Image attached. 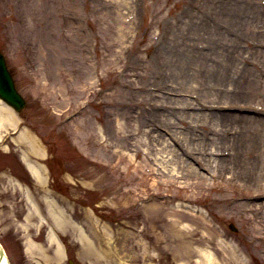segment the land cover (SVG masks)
<instances>
[{
    "label": "rangeland",
    "instance_id": "374dc122",
    "mask_svg": "<svg viewBox=\"0 0 264 264\" xmlns=\"http://www.w3.org/2000/svg\"><path fill=\"white\" fill-rule=\"evenodd\" d=\"M0 51L26 100L12 109L20 130L0 138L11 264H180L165 236L205 220L236 240L246 264H262L264 0H0ZM21 130L38 154L14 141ZM217 159L234 179L219 178ZM45 196L87 240L51 227ZM25 239L47 253L25 252Z\"/></svg>",
    "mask_w": 264,
    "mask_h": 264
},
{
    "label": "bare ground",
    "instance_id": "6f19581e",
    "mask_svg": "<svg viewBox=\"0 0 264 264\" xmlns=\"http://www.w3.org/2000/svg\"><path fill=\"white\" fill-rule=\"evenodd\" d=\"M216 118L219 120L220 123H224L228 120L226 113H219L215 114ZM17 116L14 114V112L9 108L6 104H4L0 100V138L4 131L15 128L17 124ZM26 131L21 130L16 138H14V141H23L27 140V144H29L27 147L30 149L31 153L38 154V149L35 148V143H33V138L26 137ZM222 139V140H221ZM220 141H223V137H221ZM16 143V142H15ZM224 143V141H223ZM7 149V148H6ZM27 152V151H26ZM24 150L21 151V156L24 161V163L27 166V171L29 174L36 179V181L44 182L46 181V178L44 174L42 173L43 169L41 165H37L36 163H33L30 159L27 157V153ZM192 153H201V150H194ZM121 153L118 154L117 158H119ZM123 157V155L121 154ZM193 156V155H192ZM148 161H151V159H148L147 156L145 157ZM218 162L216 164L218 175L220 179H225V181H229L231 176H226L225 171L226 168L223 167L224 159H217ZM228 170V169H227ZM230 170V169H229ZM224 173V174H223ZM26 198L29 202V205L34 209L32 213L35 211L37 216H34L36 219L39 218V220H42V212H39L38 206L36 203H34V200L31 198L30 194L26 193ZM45 203L47 205L48 215L50 218V221L52 223L51 227L55 226L59 231L66 230L67 227L72 228V230L76 233H78V237L84 240H87V235L85 234V231L83 230V227L77 226L76 224H72L62 208V206L54 199L49 198L45 196ZM264 206V203H262ZM239 206L244 207L246 210L253 211L252 206H250V203L247 201H241ZM177 211V210H173ZM25 221L31 219V212L26 213L24 216ZM203 227L201 230L200 227ZM48 227V231L46 232L45 241L46 245L49 246V248L52 250L53 254L55 253V257L58 258L62 254V243L58 239L55 231ZM66 227V228H65ZM205 228V231L203 232V229ZM207 229V230H206ZM209 229V230H208ZM146 229H140L137 230L135 233V236L137 238L136 247L139 248L141 246V240L140 236L143 235V232H145ZM225 233L216 227L215 224H212L211 221H200L195 227H191L188 231L182 234H177L175 232H169L167 233V236H165L166 246L170 248V245L173 243L178 244V251L176 252V255L174 256L173 251L172 258L175 260V257L177 256L179 260L181 261L180 264H246V257L243 255V252L239 248L238 244L235 242L236 240L223 238ZM25 245V251L30 252L31 254H40V252H46L45 247L42 245V243H39L37 241L33 240H26L24 242ZM173 249V248H170ZM2 253L0 252V264H10L9 257L7 255V252L4 251V247L1 249ZM176 251V250H174ZM47 253V252H46ZM170 253V254H171ZM52 255V254H51ZM53 257V258H55ZM261 263L264 264V259L261 260ZM39 264V263H37Z\"/></svg>",
    "mask_w": 264,
    "mask_h": 264
},
{
    "label": "water",
    "instance_id": "95a60500",
    "mask_svg": "<svg viewBox=\"0 0 264 264\" xmlns=\"http://www.w3.org/2000/svg\"><path fill=\"white\" fill-rule=\"evenodd\" d=\"M0 97L3 98L8 104L12 105L15 109L19 110L24 105L23 98L15 90L12 78L5 65L4 58L0 53ZM2 247L0 245V252ZM1 257V255H0Z\"/></svg>",
    "mask_w": 264,
    "mask_h": 264
}]
</instances>
